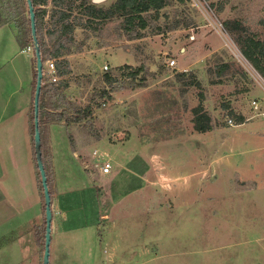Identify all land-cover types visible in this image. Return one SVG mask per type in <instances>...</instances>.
<instances>
[{
  "label": "rangeland",
  "instance_id": "374dc122",
  "mask_svg": "<svg viewBox=\"0 0 264 264\" xmlns=\"http://www.w3.org/2000/svg\"><path fill=\"white\" fill-rule=\"evenodd\" d=\"M168 10L179 28L130 40L117 22L100 32L78 27L72 53L54 57L71 69L66 107L89 103L107 63L148 64L155 75L147 87L116 90L92 123L49 124L54 201L64 192L65 205L79 211L60 232L56 222L50 264H264V77L224 28L240 20L264 40V0L173 1ZM16 33L13 23L0 27V187L20 204L39 197L40 183L29 115L36 56ZM225 60L239 71L219 72ZM182 71L202 86L185 84ZM200 92L214 129L192 134ZM227 103L244 123L230 122ZM5 206L2 197L0 244L12 239L0 245V264H42L43 205L40 217L34 207L17 219ZM64 209L56 208L61 219Z\"/></svg>",
  "mask_w": 264,
  "mask_h": 264
},
{
  "label": "trees",
  "instance_id": "16d2710c",
  "mask_svg": "<svg viewBox=\"0 0 264 264\" xmlns=\"http://www.w3.org/2000/svg\"><path fill=\"white\" fill-rule=\"evenodd\" d=\"M104 2H94L93 0H32L35 13L37 33L41 46L43 62L48 57H60L63 54L72 53L71 44L75 39V31L78 27L85 30H95L100 32L110 23L117 22V29L120 31V37L125 36L127 39H142L149 35L160 34L166 30L177 29L181 26V20H169L170 11L168 7L173 1L184 3L186 0H107ZM50 5V9L48 6ZM46 15L49 20L46 21ZM165 20L163 24L160 20ZM13 23L17 28L16 38L23 47L28 45L34 47L29 4L27 0H0V27ZM191 23H187L188 26ZM224 28L231 32L243 55L253 64V66L264 77V40L252 32L242 21L236 19H227L224 22ZM35 52V48H34ZM36 56V54H35ZM106 65V64H105ZM104 69L101 78V87L97 90L95 96L90 98L88 104L76 107V104H70L66 107L68 96L66 92L70 88L72 78H65L71 69L69 67H59V78L52 81L46 74L43 77L41 95H40V112L39 123L42 138L43 161L45 164L48 184L53 194V169L52 160L47 149L49 138V124L66 122L68 126L72 123H80L88 120L92 123L94 119V108L106 105L108 101L114 99L115 91L129 87L131 89L144 88L149 86V77L155 75L151 72L148 64L133 65L124 63L113 66L110 65ZM218 71L233 72L239 71L238 65L231 61L225 60L217 66ZM241 71V70H240ZM34 81V91L32 92V106H30L29 115L31 123V136L34 146V161L37 169L40 183L42 205L44 211V222L39 233V244L45 249L46 233V210L44 188L41 182L40 170L37 164L35 150V114H34V96L37 82ZM179 79L184 80L187 85H199L201 82L193 73L186 71L179 72ZM189 78L188 80H186ZM200 101L197 106L192 108L193 111V128L191 133H205L214 129V123L211 114L207 111L204 94L200 92ZM226 116L229 120L236 121L237 124L244 123L246 116L238 113L232 106L225 104ZM67 108H72L75 114L68 113ZM72 139V144L74 140ZM12 238L4 241L10 242ZM3 242V243H4ZM1 243L0 245H2ZM5 243L3 245H5Z\"/></svg>",
  "mask_w": 264,
  "mask_h": 264
},
{
  "label": "water",
  "instance_id": "95a60500",
  "mask_svg": "<svg viewBox=\"0 0 264 264\" xmlns=\"http://www.w3.org/2000/svg\"><path fill=\"white\" fill-rule=\"evenodd\" d=\"M94 2H101L103 0H93ZM29 4L32 35L34 41V48L36 54V70H37V82L36 90L34 96V114H35V150L37 164L40 170L41 182L44 188V198H45V210H46V233H45V249L43 255L42 264H50V253H51V241H52V221H53V210H52V198L51 191L48 184V176L43 161V151H42V138L40 132V123H39V112H40V95L44 77V62L42 59L41 46L37 33V24H36V13L32 0H27Z\"/></svg>",
  "mask_w": 264,
  "mask_h": 264
},
{
  "label": "crops",
  "instance_id": "0c3cea01",
  "mask_svg": "<svg viewBox=\"0 0 264 264\" xmlns=\"http://www.w3.org/2000/svg\"><path fill=\"white\" fill-rule=\"evenodd\" d=\"M125 63H128V64H133V65H137V63H129V62H125ZM108 64V63H107ZM121 64H124V63H120V64H117V65H121ZM117 65H114V66H117ZM151 67H152V65H151ZM153 68V67H152ZM151 68V69H152ZM115 95V94H114ZM29 105H30V103H29ZM49 128H50V126H49ZM51 138V135H50V131H49V138H48V144H47V149H48V151H49V154H50V156H51V160H52V154H51V149H52V145H51V142H52V139H50ZM51 140V141H50ZM143 141H148V140H146V139H143ZM122 142H124V141H122ZM120 143V142H119ZM50 147H51V149H50ZM34 163H35V161H34ZM54 168H55V166H54V162H52V169H53V179H54V183L56 182V177H55V170H54ZM0 175L2 176V174H3V172H4V168H3V165H2V163H1V161H0ZM36 172H37V169H36ZM1 176H0V178H1ZM37 178H38V174H37V176H36ZM53 179H52V184H53ZM39 182V179H38V181H37V185L39 184L38 183ZM118 182V181H117ZM116 182V183H117ZM56 184V183H55ZM127 185V184H126ZM53 186V185H52ZM22 187H24V185L22 184ZM54 187H56V185H54ZM53 188V187H52ZM38 194H40L39 195V197H35L34 198V196H32L31 194H29V195H27L26 197H25V195H24V197H25V200H24V202H21L20 204H17L15 201H12V200H7V198L4 196L5 194H4V192H3V190L1 189V187H0V202L2 201V197H4V199L7 201V206H5V212L6 213H8V211L10 212V211H12V209H13V218L15 217L16 219L19 217V215H22V213H25V212H28L30 209H34V207H39V210L38 211H36L35 212V215H34V217L36 216V218H38V217H40V215H41V210H42V198H41V191H40V187H39V185H38ZM64 195H67V194H65L64 192L63 193H60L58 190H57V197H58V203L56 204L55 203V197H54V189H53V194H52V210H53V221H52V235H53V232H55V229H56V222H58V231L60 232L62 229H64L65 227H68V226H70L71 224H68V225H66V219L68 218H70V217H72L73 216V218H74V220H76L75 218L76 217H78L79 216V211L77 212V213H74L73 212V210L71 209V208H69L68 206H66L65 205V203H66V201H65V199L64 198H66V196H64ZM71 202H73L72 200H71ZM13 206V207H12ZM57 206L59 207V208H61V206H62V208H65L64 210H66L65 212V219H61L58 215H59V213H57V211L58 212H61V211H59V210H56V208H57ZM56 207V208H55ZM103 214H105V215H103ZM72 215V216H71ZM74 215H76V216H74ZM102 216L104 217H106V218H104V219H109V218H107L108 216H109V213L108 212H103L102 213ZM39 224V223H38ZM82 224V223H81ZM81 224H80V226H81ZM83 224H86V223H83ZM53 225H55V228L53 227ZM73 226V225H72ZM75 226H78L76 223H75ZM16 238H18V237H16Z\"/></svg>",
  "mask_w": 264,
  "mask_h": 264
},
{
  "label": "built area",
  "instance_id": "2783aa9c",
  "mask_svg": "<svg viewBox=\"0 0 264 264\" xmlns=\"http://www.w3.org/2000/svg\"><path fill=\"white\" fill-rule=\"evenodd\" d=\"M167 63H168L169 66H176L177 65V60L175 58H170L167 61ZM104 68L107 69L108 65L106 64L104 66ZM185 70H187V69H185ZM44 74H46L52 81H57L58 80V78H59V65H58V62H57L56 58L48 59L44 63ZM254 102L256 103V101H254ZM230 122H232V120H230ZM94 154H98V151L94 150ZM101 167H102L103 172L109 173L111 171L112 164H111V162L109 160H105L102 163Z\"/></svg>",
  "mask_w": 264,
  "mask_h": 264
}]
</instances>
